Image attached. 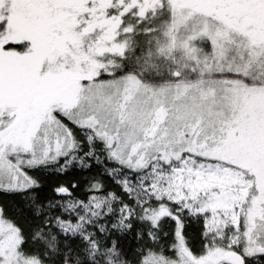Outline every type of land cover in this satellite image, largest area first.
Here are the masks:
<instances>
[{
  "label": "snow or ice",
  "instance_id": "1",
  "mask_svg": "<svg viewBox=\"0 0 264 264\" xmlns=\"http://www.w3.org/2000/svg\"><path fill=\"white\" fill-rule=\"evenodd\" d=\"M0 264H264V0H0Z\"/></svg>",
  "mask_w": 264,
  "mask_h": 264
}]
</instances>
